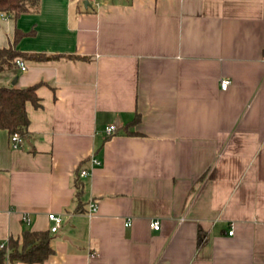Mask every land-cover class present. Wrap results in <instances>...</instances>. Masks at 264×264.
Segmentation results:
<instances>
[{
    "label": "crops",
    "instance_id": "obj_1",
    "mask_svg": "<svg viewBox=\"0 0 264 264\" xmlns=\"http://www.w3.org/2000/svg\"><path fill=\"white\" fill-rule=\"evenodd\" d=\"M16 30L48 59L0 73L39 99L0 130V243L54 213L41 264H264V0H40Z\"/></svg>",
    "mask_w": 264,
    "mask_h": 264
},
{
    "label": "trees",
    "instance_id": "obj_2",
    "mask_svg": "<svg viewBox=\"0 0 264 264\" xmlns=\"http://www.w3.org/2000/svg\"><path fill=\"white\" fill-rule=\"evenodd\" d=\"M40 0H0V13L6 18H18L23 14L36 13L39 10ZM22 32L15 31V40L9 47L0 48V73L14 67L16 59L47 60L42 54H33L20 51L16 48V42L22 36ZM37 86L26 88L0 87V130H6L11 138L18 134L23 142L29 138V119L26 112V104L39 106L36 95ZM138 121L135 119L134 122ZM76 197H80V187L77 185ZM78 208L80 205L78 204ZM77 208V210H78ZM81 210V209H79ZM50 231L24 230L20 239L10 238L8 242V262L26 264H41L51 254ZM5 247L0 248V264H5Z\"/></svg>",
    "mask_w": 264,
    "mask_h": 264
},
{
    "label": "built area",
    "instance_id": "obj_3",
    "mask_svg": "<svg viewBox=\"0 0 264 264\" xmlns=\"http://www.w3.org/2000/svg\"><path fill=\"white\" fill-rule=\"evenodd\" d=\"M5 15L0 13V20L2 19H5ZM15 64L21 69V70H25L26 69V65L25 63L20 60V59H16L15 60ZM230 84V81L227 80V79H224L221 81V89L225 90L228 85ZM116 130V127L114 125H110L109 127H107L106 129V133L108 135L112 134L114 131ZM11 140V143H12V146L13 148H18L22 145L23 143V140L22 138L18 135V134H14L11 136L10 138ZM91 163L94 164V165H99V161L96 160V159H91ZM88 175V171L85 170V169H82L80 172H79V176L80 177H86ZM95 211V205L94 204H91L90 205V212H94ZM47 218L53 223L52 226L50 227V232L51 233H55L58 231L60 225H61V218L59 215L57 214H54V213H49L47 215ZM25 221H27V219H25ZM128 224V223H127ZM151 227L155 230H157L159 228V224L157 221H153L151 223ZM5 247V250H6V254H5V261H6V264H8V255H9V250H8V246L6 243H0V248H3Z\"/></svg>",
    "mask_w": 264,
    "mask_h": 264
},
{
    "label": "water",
    "instance_id": "obj_4",
    "mask_svg": "<svg viewBox=\"0 0 264 264\" xmlns=\"http://www.w3.org/2000/svg\"><path fill=\"white\" fill-rule=\"evenodd\" d=\"M64 239H68V240H69V238H68V237H64Z\"/></svg>",
    "mask_w": 264,
    "mask_h": 264
}]
</instances>
